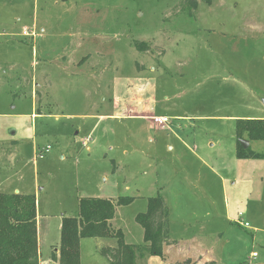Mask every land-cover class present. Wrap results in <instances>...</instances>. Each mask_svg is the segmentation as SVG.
<instances>
[{"label": "rangeland", "instance_id": "1", "mask_svg": "<svg viewBox=\"0 0 264 264\" xmlns=\"http://www.w3.org/2000/svg\"><path fill=\"white\" fill-rule=\"evenodd\" d=\"M188 6L0 0V193L35 197L39 264H53L62 218L87 197H134L115 226L143 246L135 217L157 194L182 248L143 264H264V140L245 137L262 158L236 157L237 122L264 120V0ZM139 81L164 126L116 115L113 87L125 102ZM109 243L82 239L81 264H109Z\"/></svg>", "mask_w": 264, "mask_h": 264}, {"label": "trees", "instance_id": "2", "mask_svg": "<svg viewBox=\"0 0 264 264\" xmlns=\"http://www.w3.org/2000/svg\"><path fill=\"white\" fill-rule=\"evenodd\" d=\"M186 2L190 10L197 9V0ZM135 48L143 52L149 50V45L137 41ZM245 137L250 141L264 140V120H240L236 126V157L262 158V155L249 147L242 146L241 140H245ZM134 201L135 198L129 196L119 197L118 200L92 197L80 199L78 215L62 218L60 248L52 255L53 261L58 264H81V241L86 238L116 240L115 247L101 249L109 264H143L145 253L162 257L165 247L175 245L177 241L171 238L169 208L161 194L148 198L147 211L135 217L144 230L143 246L127 244L123 231L112 226L116 210ZM37 218L34 196L0 193V264H39Z\"/></svg>", "mask_w": 264, "mask_h": 264}, {"label": "crops", "instance_id": "3", "mask_svg": "<svg viewBox=\"0 0 264 264\" xmlns=\"http://www.w3.org/2000/svg\"><path fill=\"white\" fill-rule=\"evenodd\" d=\"M87 37V36H86ZM100 54V53H98ZM91 58L93 59L92 55ZM90 58V60H91ZM102 75V72H101ZM100 80V79H99ZM131 87V86H130ZM130 87H128V91H127V100H125V102L121 101L115 87H113L114 89V94H113V107L114 110L117 111L118 116H126V115H132L131 117H138V118H150L152 116H154V112L155 109L153 107V104L156 100L155 95L153 96V94H151L150 90L152 88L151 84L148 83H144L143 81H139V84H136L134 87V90L131 89ZM130 89V91H129ZM33 116H35V114H33ZM160 117H165V116H160ZM85 143V142H84ZM250 143V142H249ZM86 145V144H84ZM88 145V143H87ZM105 199H110V198H105ZM38 214V212H37ZM116 214H117V210H116ZM116 215L114 217V219L111 221L112 226L116 229L119 228L117 226H115V220H116ZM39 214H38V225H39ZM38 239H39V227H38ZM103 239H111V238H103ZM177 241V240H176ZM179 243V241H177V244ZM177 244L172 245V246H168L165 247L164 249V255L168 254V253H172L175 248H180L179 251L181 250V246L178 245L179 247H177ZM105 247H114V245H112L111 243L109 244H105ZM253 257V256H252ZM40 258V255H39ZM191 260H195V262H198L197 264H204L206 262H210L213 260H210V256H203V255H199L196 257H192V258H188ZM214 262V261H213ZM51 263L53 264H58V262H55L53 260H51Z\"/></svg>", "mask_w": 264, "mask_h": 264}, {"label": "built area", "instance_id": "4", "mask_svg": "<svg viewBox=\"0 0 264 264\" xmlns=\"http://www.w3.org/2000/svg\"><path fill=\"white\" fill-rule=\"evenodd\" d=\"M25 33L27 34V31H25ZM150 118L153 120V122L156 125H160V126H164L169 121L166 117H154V116H152ZM87 143H89L88 140H86L84 144H87ZM49 149H50V147H48L46 151L48 152ZM40 157H42V155ZM240 216L243 217V214L240 213ZM241 225H243L244 227H249L248 222H244ZM255 257H256V254H253V258H255Z\"/></svg>", "mask_w": 264, "mask_h": 264}, {"label": "water", "instance_id": "5", "mask_svg": "<svg viewBox=\"0 0 264 264\" xmlns=\"http://www.w3.org/2000/svg\"><path fill=\"white\" fill-rule=\"evenodd\" d=\"M263 103H264V101H263ZM241 144L244 148H248L250 145L249 141H247V140H241Z\"/></svg>", "mask_w": 264, "mask_h": 264}]
</instances>
